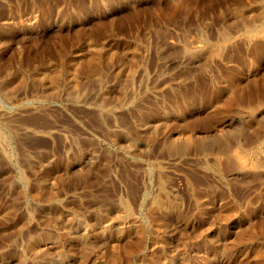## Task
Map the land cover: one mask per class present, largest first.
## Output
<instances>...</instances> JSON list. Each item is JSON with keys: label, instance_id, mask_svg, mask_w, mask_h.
<instances>
[{"label": "rangeland", "instance_id": "obj_1", "mask_svg": "<svg viewBox=\"0 0 264 264\" xmlns=\"http://www.w3.org/2000/svg\"><path fill=\"white\" fill-rule=\"evenodd\" d=\"M0 264H264V0H0Z\"/></svg>", "mask_w": 264, "mask_h": 264}, {"label": "bare ground", "instance_id": "obj_2", "mask_svg": "<svg viewBox=\"0 0 264 264\" xmlns=\"http://www.w3.org/2000/svg\"><path fill=\"white\" fill-rule=\"evenodd\" d=\"M96 49H97V48H96ZM100 49H101V48H100ZM94 50H95V49H94ZM97 50H98V49H97ZM94 52H95V51H94ZM79 54H80V53H79ZM106 55H107V54H106ZM95 56H96V55H95ZM95 56H94V57H95ZM90 58H91V57H90ZM92 58H93V57H92ZM91 60H94V59H91ZM96 61H97V60H96ZM91 63H92V62H91ZM48 76H49V75H48ZM44 77H45V76H44ZM56 78H57V77H56ZM37 79H38V78H37ZM42 79H43V78H42ZM49 79H50V78H49ZM76 83H77V82H76ZM230 124H231V123H230ZM188 140L191 141L190 138H188ZM190 143H191V142H190ZM84 232H85V231H84Z\"/></svg>", "mask_w": 264, "mask_h": 264}]
</instances>
